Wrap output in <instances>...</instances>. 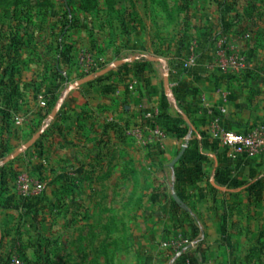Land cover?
I'll return each mask as SVG.
<instances>
[{"label":"rangeland","instance_id":"rangeland-1","mask_svg":"<svg viewBox=\"0 0 264 264\" xmlns=\"http://www.w3.org/2000/svg\"><path fill=\"white\" fill-rule=\"evenodd\" d=\"M199 16L232 34L221 63L253 56L233 36L264 47V0H0V264H168L147 144L164 129L139 93L198 46Z\"/></svg>","mask_w":264,"mask_h":264},{"label":"crops","instance_id":"crops-1","mask_svg":"<svg viewBox=\"0 0 264 264\" xmlns=\"http://www.w3.org/2000/svg\"><path fill=\"white\" fill-rule=\"evenodd\" d=\"M198 18L200 24L188 29L198 46L176 57L179 62H153L155 72L139 93L140 103L154 111V124L162 125L166 136L159 149L149 150L164 170L156 190L161 216L151 236L161 245L171 239L195 241L186 251H168V264H264V156L231 159L212 137L219 108L225 110L223 130L264 124V47L252 52L233 36L234 49L253 56L243 71L222 73L218 56L232 52L224 41L232 34L217 26L204 29L210 16ZM220 197L226 205L216 204Z\"/></svg>","mask_w":264,"mask_h":264},{"label":"built area","instance_id":"built-area-1","mask_svg":"<svg viewBox=\"0 0 264 264\" xmlns=\"http://www.w3.org/2000/svg\"><path fill=\"white\" fill-rule=\"evenodd\" d=\"M224 62H219L217 65L219 71L222 73H237L246 68L245 61L238 56L228 55ZM185 66L187 67L188 64ZM129 89H132V87L130 86ZM224 112V108H219L213 118L212 137L221 144L228 157L231 159H253L264 156V124L238 130H223L220 128V116ZM165 138L163 130L154 129L147 140V144L153 150H157ZM36 188L40 190L41 186L37 185ZM194 244L195 241L189 238L173 239L164 243L163 247L179 250L180 247H193ZM15 264H18V262H15Z\"/></svg>","mask_w":264,"mask_h":264},{"label":"water","instance_id":"water-1","mask_svg":"<svg viewBox=\"0 0 264 264\" xmlns=\"http://www.w3.org/2000/svg\"><path fill=\"white\" fill-rule=\"evenodd\" d=\"M122 62L124 61H120V62H117L114 64V66H117L119 64H121ZM105 72V71H104ZM90 77H87L86 79L82 80L79 82L80 83H83V82H87V81H90ZM163 83H164V90L165 92L168 90V79H167V76H164L163 78ZM186 121V120H185ZM187 123V121H186ZM188 124V123H187ZM189 125V124H188ZM39 135V134H38ZM34 136L31 140H29L27 143H25L20 149H18L17 151H15L9 158L8 160H11V159H14L15 157H17L18 155H20L23 151L29 149L31 147V145L35 142L37 136ZM184 150V149H183ZM182 150V152H183ZM0 242H1V233H0Z\"/></svg>","mask_w":264,"mask_h":264}]
</instances>
